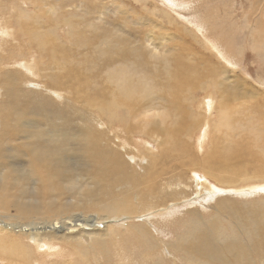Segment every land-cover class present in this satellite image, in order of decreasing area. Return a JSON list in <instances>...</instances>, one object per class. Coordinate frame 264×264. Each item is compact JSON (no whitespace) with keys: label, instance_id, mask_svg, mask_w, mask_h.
Returning a JSON list of instances; mask_svg holds the SVG:
<instances>
[{"label":"bare ground","instance_id":"obj_1","mask_svg":"<svg viewBox=\"0 0 264 264\" xmlns=\"http://www.w3.org/2000/svg\"><path fill=\"white\" fill-rule=\"evenodd\" d=\"M21 17L28 16L21 14ZM261 31L262 34L258 33V36H252V39L254 37L261 39L260 43H253V47L258 50H262L261 48L264 46V28ZM5 32V36L11 38L16 36L10 26H6ZM166 35L168 34L163 37ZM2 37L0 36V47ZM49 41V38L41 40V51L48 58V64L59 69L57 71L60 73H56L54 77L45 76L46 80L43 77L41 83L26 80L24 73L3 70L2 67L6 68L7 66L0 61V82L3 92L2 99H0V219L7 221L0 225V263L52 264L45 260L43 254L45 252L48 257L67 256L68 258L63 264H181V261L185 264H230V259L228 260L223 254L225 251L235 257H242L241 253L251 255L252 252H257L255 238L257 240L258 238L264 239V233H262L264 231L261 223L257 222V217L252 218L250 207L254 206L256 202L251 203L253 205L249 204L245 213L248 217L246 218L244 215L247 221L253 223L255 237L248 235L250 227H247L246 224L243 225V221L230 226L228 232L226 225L224 226V223L227 222L223 223L220 214L212 217V221H207V217L201 220L199 211L188 208L190 202L199 203V198H202L201 189L204 187L200 185L194 187L196 189L194 193L189 187L187 188L190 189V192L179 191L181 201H176L178 205L173 207V210L167 205L173 198L171 191L163 200L162 204L164 205H160V207L164 206L163 208H153L158 207L154 206L157 198V179L163 177L166 170L176 168L180 172L181 168L189 163L171 153L178 142L174 141V137L185 121L186 112L191 118V124L200 130L202 112L193 110L195 100L193 93L198 85L191 87L184 61H180L179 57L174 59V62H179L177 69L171 72L173 81L168 97H165L168 94L164 93L167 90L166 85L160 82L157 83L159 85H156L160 92L164 93L162 102L168 107L164 112H158L161 114V122L158 123L150 119V115L153 116V111L143 110L142 115L140 114L143 108L148 109L149 104L145 102L146 98L143 96L141 100H138L141 97L137 94L139 89L138 91L129 89L128 94H122L118 87L112 91L110 87H106L109 91L103 87L96 94L86 92L83 100H80L81 103L76 99L71 103L58 102L63 97L59 85L62 83L61 81L72 79L73 72L68 70L71 60L60 56L62 51L58 48L56 41H53L52 44ZM78 46L80 47V45ZM122 46L124 45L122 44ZM215 51H218L223 58L228 59V63L232 62L231 54ZM138 57L140 56L138 55ZM142 58L141 61H145ZM46 63L45 61L44 64ZM143 64L141 62L142 67ZM146 64V66L149 65L148 62ZM164 68L167 70L168 67ZM26 69L35 78L31 66L24 65V70ZM67 70L69 72L66 76L71 77L70 79L65 76L61 77ZM157 70L159 73L161 72L160 69ZM212 70L213 73H210L212 76L216 75L218 78L221 74L218 80L214 77L209 83L217 91V96H220L222 104L220 114L226 125V128L223 129L225 131L221 132V129H218L214 132L213 141L217 146V142L222 136L226 142L234 141L232 140L234 134L231 130H235L233 125L241 122L242 119L233 117L232 113L235 111L232 108L243 98H246V102L251 101L254 95L248 92L247 83L245 86V83L237 84L236 80L232 82L228 76L223 74L225 71H220L218 67L212 68L211 72ZM23 78L24 80H22ZM151 78L154 79L152 76ZM29 83L31 85H28ZM124 85L128 90L129 84L125 83ZM200 88L206 90V87L200 86ZM187 95L192 97L190 103L187 101L182 103V99H188ZM214 102L211 98L205 101L203 114H206L207 117L215 108ZM256 104L260 105L258 102ZM126 112L128 115L125 114ZM162 115L164 116L162 117ZM128 117H131L132 121L128 122L130 127H127V124L124 128L121 126L125 134L123 138L112 136L113 129H117L116 127L120 126L119 123H126ZM132 132L134 133L132 134ZM135 132L160 140L162 147L160 154L156 155L146 149L143 150L144 152L137 150L138 155H130L126 147L131 146L125 142L124 137H127V134L131 137L136 134ZM252 137L254 144L258 145L259 139L255 136ZM115 139H123L124 144H116ZM181 145L185 148L184 155L187 150L191 151L186 143L181 142ZM241 146L242 144H235L222 151L215 150V165L209 162L210 159L200 160L199 156H194L195 158H191L190 163L186 166V170L195 168L194 171H191L192 175L195 173L199 175L200 171H204L212 176H221L224 169L230 167L232 162L244 157L240 150ZM203 148L202 144V148H199L198 152ZM256 153L253 150L252 156L256 162L263 161L261 158H257L258 154ZM221 156L223 160L219 159ZM142 158L148 161V166L153 169L163 167V171L156 173L158 176L154 179L153 175L147 176L144 180V177H138L136 167H142ZM139 173L141 176V172ZM193 178L195 181L197 180V184L199 180L202 181L201 177L193 176ZM262 192H264V187L251 185L247 191L240 194L249 198L252 195L258 197L260 194L261 196ZM230 199L229 194L222 195L217 206H214L215 211L217 212L219 206L224 204L227 205L226 208L232 207L233 202ZM186 205L187 208H185ZM156 210L160 212L147 218L143 217ZM189 210L193 216L187 221L194 225L193 229L196 233L198 230L199 235L197 233L194 237L188 230L183 232L175 227L174 236L169 237L172 240L160 238L166 228L176 226L179 220L183 219L184 213ZM90 212H94V214ZM181 214L183 217L178 218ZM201 215L205 214L201 213ZM243 219L240 217V220ZM132 221L141 223L134 224ZM243 226L245 235L242 236L253 241L252 245L251 242L240 238V232L234 235L235 230L241 229ZM122 229L132 234L123 236L124 230L122 231ZM133 237L138 238L137 254L134 250L135 247L125 248L130 240L133 242L136 240L132 239ZM71 250L73 254L70 255ZM129 250L132 251L130 253L133 256L127 260L132 263H126V252ZM71 256H75V262H72ZM200 256H205L206 260L200 261ZM247 264L255 263L253 260L252 262L247 261Z\"/></svg>","mask_w":264,"mask_h":264},{"label":"rangeland","instance_id":"obj_2","mask_svg":"<svg viewBox=\"0 0 264 264\" xmlns=\"http://www.w3.org/2000/svg\"><path fill=\"white\" fill-rule=\"evenodd\" d=\"M20 10L21 13H19ZM21 14H26L28 17L22 18ZM6 26H10L14 30L15 37L11 38L4 35ZM262 28H264V0H0V36H3L0 47V61L7 66L6 68L3 66V70L24 73L26 80H34L35 83H41L43 77L46 80L45 76L54 77L56 73H60L57 71L59 69L49 65L48 58L41 51V40L49 38L50 44L56 41L58 48L62 51L60 56L71 60L70 65L68 64V67H70L68 70L73 72L72 79L66 76L68 70L64 75H61V77L65 76L70 80L61 81L59 88L62 90L63 97L62 100H57L58 102L67 101V103H71L76 99L81 103L80 100H83L86 92L96 94L103 87L108 91L109 89L106 87H110L111 91L118 87L119 92L122 94H128L129 89L132 91H138L139 89L137 94L141 97L138 100H141L143 96L146 98L145 102L149 104L148 109L143 108L140 114L144 112L143 110H151L153 116L150 115V119L160 123L161 114L158 112H164L168 109L162 99L164 93L168 94L165 97L169 96L173 81L171 72L177 69L179 62H174V59L179 57L180 61H184L191 87L198 85L193 93L195 97L193 110L202 112V114L200 115L199 130L198 127L191 124V118L186 112L185 121L174 137V141L176 140L180 144L177 142L171 153L189 163L191 158L199 156L200 160L210 159L209 162L215 165V150L222 151L229 146L242 144L240 150L244 157L232 162L230 167L224 169L221 176H212L204 171H200L199 175L196 173L192 175L191 171H194L195 168H188L187 171L186 166L189 163L182 167L180 172L176 168L166 170L165 175L156 181L157 198L154 206L158 207L153 208H163L164 206L160 207V205H164L162 204L163 200L167 198L171 191L173 198L169 200L167 205L173 210V207H177V202L181 201L179 191L190 192L189 188H191V192L194 193L196 192L194 187L200 185L204 187V189H201L203 192L202 198H199V203L190 202L188 208L199 211L201 220L207 217V221H212V217L220 214L223 223L227 222L224 223V226L226 225L228 232L230 226L240 224L243 221V225L246 224L247 227H250V234L248 235H254L255 237L253 223L247 221L248 216L245 213L249 204L256 202L254 206L250 207L252 218L257 217L256 220L261 223L264 231V192L261 193V196L258 194V197L252 195L249 198L240 193L247 191V188L251 185L253 187H264V46L261 48L262 50L255 49L253 43H260L261 39L258 37L252 39V36L262 34ZM23 34L24 36H22ZM165 34L168 35L163 37ZM129 43L131 44L129 45ZM43 47L45 46L43 45ZM108 47L113 48L110 50ZM213 48L222 53L231 54L232 62L228 63V59L220 56L219 52ZM122 53L123 55H121ZM105 56L106 58H104ZM141 57L145 61H141ZM43 61L47 63L44 64ZM141 62L144 63L143 67ZM146 62H148V66H146ZM24 65L31 66L35 78L31 73H28L27 69L24 70ZM138 66L139 68H137ZM164 67H168L167 70ZM215 67H218L220 71H225L223 74L228 76L232 82L236 80L237 84L241 82V84L245 83V86L247 83L248 92L254 95L251 101L246 102V98H243L232 108L236 113H232L233 117L239 120L242 119L241 122L233 125L237 131L231 130L234 134L232 139L234 141L226 142L222 136L218 140L217 146L213 141L214 132L218 129H221L222 132L226 125L223 123V116L220 114L222 112L220 96H217V91L209 83L211 78L215 77L214 79L218 80L221 75L219 74L218 78L216 75H210V73H213L211 69ZM155 68L160 69L161 72L159 73ZM161 75L162 77H160ZM158 82L166 85L167 90L164 93L160 92V89L156 86L159 85ZM125 83L129 84L127 86L128 90L124 85ZM28 85H31V83ZM200 86L202 88L206 87V90H202ZM75 88L77 89L75 90ZM79 88L82 90L81 92ZM256 94L258 95L256 96ZM2 96L0 82V99H2ZM79 97L81 99H78ZM191 98L189 96L186 100L182 99V103H185V101L190 103ZM210 98L215 101V108H213L211 115L207 117L206 114H203L205 112L204 104ZM7 100L10 103L9 98ZM257 102L260 105L256 104ZM125 114L128 115L127 112ZM131 121V117H128L126 123H119L120 126L113 129L114 133L112 132L111 135L123 138L125 134L121 126L124 128L127 124L126 126L130 127L128 122L131 123ZM148 127L150 126L148 125ZM136 134L131 137L127 134V137H124L125 142L131 146L126 147L130 155H138L139 152L146 149L156 153V155L160 154L162 149L160 140L138 132ZM252 136L259 139L258 145L254 144ZM181 142L186 143L191 149V151L186 149L185 155V148L181 145ZM115 143L124 144V141L123 139H115ZM202 144L204 148L198 152V149L202 148ZM253 150L255 153L257 152V158H261L263 161L256 162L252 156ZM219 159L223 160V157L221 156ZM141 163L143 164L142 167L136 168L138 170L137 176L144 177L143 180L152 175L154 179L158 176L156 173L163 171V167L153 169V167L148 166V161L145 158H142ZM139 172H141V176ZM193 176L195 178L196 176L201 177L202 181L198 179L197 184V180L195 181ZM137 181L136 177V183ZM224 194L231 196L232 207L226 208V204L220 205L219 210L216 212L214 206H217L219 199ZM185 208H187V205ZM161 211L164 210L161 209ZM157 212L160 211H153L143 217L153 216ZM188 212L184 213V217L183 214L178 216V218L183 217V219L179 220L176 226L166 228L160 238L172 240L169 237L174 236L175 227L183 232L188 230L194 237L197 233L199 235L198 230L196 233L193 229L194 225L187 221L193 216V214H190V210ZM90 213L94 214V212ZM201 213L205 215L203 216ZM240 217L244 219L240 220ZM2 222L7 221L0 219V225H2ZM132 223L139 224L141 222L132 221ZM244 229V226L241 229L237 228L234 235L240 232V238L245 239L246 242H251L252 245L253 241L242 236L245 235ZM127 234L132 233L124 230L123 236ZM132 239L136 240L134 242L130 240L125 248L135 247L134 250L137 254L139 249L138 238L133 237ZM255 242L257 243V252H252L251 255L241 253L242 257H235L229 254L230 252L226 253V251L223 254L228 260L230 259V264H247V261L252 262L253 260L255 264H264V261H262L264 260V239L258 238L257 240L255 238ZM130 252L132 251L126 252V263H132L127 260V258L133 256ZM43 254L45 260L52 264H63L68 258L64 255L48 257L45 252ZM71 254H73L72 250L70 251ZM71 257L72 262H75V256ZM205 260V256H200V261ZM241 261L243 263H240ZM181 264L185 263L181 261Z\"/></svg>","mask_w":264,"mask_h":264}]
</instances>
